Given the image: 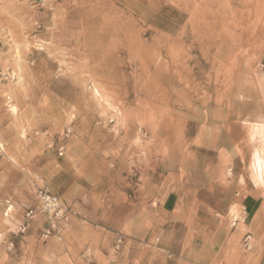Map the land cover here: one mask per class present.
<instances>
[{"label":"rangeland","instance_id":"obj_1","mask_svg":"<svg viewBox=\"0 0 264 264\" xmlns=\"http://www.w3.org/2000/svg\"><path fill=\"white\" fill-rule=\"evenodd\" d=\"M0 146V246L20 245V264H97L96 249L101 264H141L147 250L253 264L264 0H0ZM39 190L66 221L41 212ZM170 191L192 204L185 214L149 210Z\"/></svg>","mask_w":264,"mask_h":264},{"label":"crops","instance_id":"obj_2","mask_svg":"<svg viewBox=\"0 0 264 264\" xmlns=\"http://www.w3.org/2000/svg\"><path fill=\"white\" fill-rule=\"evenodd\" d=\"M214 141L208 142V145H212L213 143H215ZM218 151L222 152V151H226V150L224 149L223 145H218ZM218 155L219 154L216 153L217 158L219 157ZM191 158L194 160V162H196L198 164V161L200 160V156H199L197 151L194 155L191 156ZM150 205L151 206L155 205L156 209L153 210V208H150L151 207ZM191 205L192 204L189 202L186 205L184 204V201H182V197L178 191H170L166 195H164L161 199H154V197H151L146 202V206H149L150 211L153 210V212H156L161 217H170V218H175L178 215H181L182 213L185 214V210L189 209L191 207ZM239 209H240L239 210V217H240L241 222L243 223L246 221L248 214H249L248 210H251L252 206L250 205V202H248L247 200H244V201L240 202V208ZM157 214H154V215L157 217L158 216ZM70 219H71V217H70ZM106 225H107L106 223H103L102 228H104ZM119 225H120L119 227L122 228L123 225H121V224H119ZM133 225L129 224L128 221H126V223L124 224L125 228H128V230L132 231V233L134 232V229H135V226H133ZM136 233H138V230H135L133 235H135ZM5 241L6 240H4V242ZM16 247H17V249H15V251L13 253H7L6 251L3 250L4 248H2L0 246V264H20L19 261H20V259L23 258L22 252H21L22 250H21L20 245L16 244ZM16 252H18V256L15 255ZM132 252H134V251H132ZM161 252H165V251H161ZM209 253H210V256L215 258L214 254H216L217 252L215 250H207L205 252V254H209ZM180 254H181L180 255V257H181L183 252H180ZM34 255H37V254H34ZM92 255H93L95 263L96 262H97V264L102 263V262H100V261H102V259L100 257H102L103 255H102V252L100 249L92 250ZM31 256H33V252H31ZM107 256L110 258V254L109 255L107 254ZM143 258L144 259L141 261V264H173L172 262L167 261V259L165 258V255H163L161 253L157 254L155 250H147V253L143 255ZM214 261H215V259H214ZM67 263L70 264L69 260L67 261ZM181 264H191V263L183 262ZM238 264H246V263L239 261ZM253 264H264V255L259 254L258 259L254 260Z\"/></svg>","mask_w":264,"mask_h":264},{"label":"built area","instance_id":"obj_3","mask_svg":"<svg viewBox=\"0 0 264 264\" xmlns=\"http://www.w3.org/2000/svg\"><path fill=\"white\" fill-rule=\"evenodd\" d=\"M0 153H1V146H0ZM58 153L59 155L62 154L61 150H59ZM37 200H38L39 208L41 212H46L50 214L54 220H57V221L65 220L66 221L67 215L71 214L70 211L67 210V208L64 206V204L61 202V200L57 196L52 195L47 191L39 190L37 192ZM31 215H33V211L27 210L26 218H29ZM122 244H123V238L121 236L117 237L115 241V249L116 250L119 249V247ZM10 249L8 248V250ZM130 264H133V263H130Z\"/></svg>","mask_w":264,"mask_h":264},{"label":"bare ground","instance_id":"obj_4","mask_svg":"<svg viewBox=\"0 0 264 264\" xmlns=\"http://www.w3.org/2000/svg\"><path fill=\"white\" fill-rule=\"evenodd\" d=\"M232 216V215H231Z\"/></svg>","mask_w":264,"mask_h":264}]
</instances>
